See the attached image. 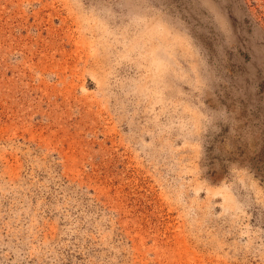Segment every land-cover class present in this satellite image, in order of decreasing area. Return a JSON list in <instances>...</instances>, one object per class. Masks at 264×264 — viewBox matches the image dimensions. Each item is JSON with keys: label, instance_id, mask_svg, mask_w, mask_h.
I'll return each instance as SVG.
<instances>
[{"label": "rangeland", "instance_id": "374dc122", "mask_svg": "<svg viewBox=\"0 0 264 264\" xmlns=\"http://www.w3.org/2000/svg\"><path fill=\"white\" fill-rule=\"evenodd\" d=\"M0 264H264V0H0Z\"/></svg>", "mask_w": 264, "mask_h": 264}, {"label": "bare ground", "instance_id": "6f19581e", "mask_svg": "<svg viewBox=\"0 0 264 264\" xmlns=\"http://www.w3.org/2000/svg\"><path fill=\"white\" fill-rule=\"evenodd\" d=\"M153 49H154V46L152 47ZM165 50V49H164ZM154 54V55H153ZM155 54H156V56H155ZM154 56H155V59H154ZM158 55H157V53H156V51H153L152 52V57H153V60H156ZM159 58H161L160 56H159Z\"/></svg>", "mask_w": 264, "mask_h": 264}]
</instances>
